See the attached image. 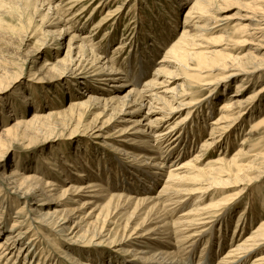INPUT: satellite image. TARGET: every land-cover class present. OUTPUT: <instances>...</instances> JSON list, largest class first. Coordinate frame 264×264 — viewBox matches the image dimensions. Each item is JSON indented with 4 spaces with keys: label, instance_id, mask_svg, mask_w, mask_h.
<instances>
[{
    "label": "bare ground",
    "instance_id": "obj_1",
    "mask_svg": "<svg viewBox=\"0 0 264 264\" xmlns=\"http://www.w3.org/2000/svg\"><path fill=\"white\" fill-rule=\"evenodd\" d=\"M93 1L71 0L67 2V10L63 12L58 2L50 0L32 2L33 6L36 3L37 11L42 10L34 14L37 13L35 14L36 22L44 32L31 48L32 55L28 60L30 66H26L30 70L29 79L38 83H50L52 79H44L49 71L58 69L51 75L60 76L58 72H63L69 67L73 77L77 78L71 84L73 87L69 92L72 99L66 108V110L70 109L71 112L68 111L72 114L80 109L90 111L91 108L98 107L96 104L100 100L109 106L118 101L120 110L124 107L123 111H118V114L120 112L124 114L118 121L130 122L142 105L150 100L148 111H158V115L153 119H148V116L143 117L148 119L143 125L145 126L144 131L139 127L137 129L134 127L140 124L141 119L134 120V126L131 129L135 128V130L131 133L126 128L117 130L114 128L111 132V128L108 127L109 119H99V115L86 124H81L79 119L71 116L70 118L67 115L69 121L66 123L70 124L67 128H71L67 133H74L73 135L91 133L85 135L89 139L91 136L100 138L101 144H99L104 147L100 149L105 153L113 149L126 148L124 151L126 157H119L116 165L125 166V172L136 178L146 179L139 192L151 189L150 183L158 184L162 180L161 187L156 195L135 197L125 194L124 190L119 191L117 187L119 179L113 182L109 175L104 178L106 183L98 178L83 182V179L88 177L89 170L85 168L78 170L76 167L80 161L69 160L66 156H62L61 163L55 158L42 156L36 159L32 167H20V169L14 167L10 171L6 170L0 175V184H7L8 187L16 189L17 196L14 201L19 203V206L15 209L14 219L10 222L8 232L4 230L6 218L4 211H8V206L2 205L3 212L0 211V264H48L52 261L62 264L57 257L67 259L69 264H104V262L105 264H188L187 258L190 255L194 264H206V262L210 264L220 252L221 255L217 257L215 264H264V218L243 235V232L250 227L249 224L254 223L257 218L258 208L262 207L264 210V200H261L264 198V192H261V188L247 191L253 180H260L264 177V135H256L257 130L264 126V100L259 102L264 92V84L258 89H253L255 81L252 77L255 72H264V0H245L243 12L238 18L247 22L235 23L231 29L225 28L230 17L212 19L209 26L197 24L207 16L211 9L216 8L217 10L216 5L219 2L227 0H194L182 21L183 26L179 36L170 42L161 59L156 61L160 65L154 66L151 77L144 79L141 84L139 83L140 85H132L123 97L119 98L115 94L120 87H115L107 81L115 83L119 79L124 84L129 81L121 76L119 71H116L119 68L113 69L112 64L109 63L114 61L113 57H110L111 59L106 63V60L97 55L95 49H99V45H96L91 37L97 35L99 30L97 28L101 26L103 28V25L112 20L114 16L120 17L121 5L114 6L113 9H105V15L96 23H92L93 28L90 34L80 36V34L72 33L70 37H67L71 27L74 28L71 23L69 24V19L73 20V16L78 19L80 15L85 17L89 11L87 8L92 6ZM109 1H106V4ZM128 1H133L130 8V13H133L132 17L137 15L136 17L141 18V12H137L139 1ZM6 2L7 0H0V31H3L4 16L8 15L9 9H5L4 6ZM176 2L172 10H175L174 13L188 1L176 0ZM101 7L100 1L96 2L86 19L93 21ZM65 15L69 17L65 18ZM114 20L112 27L116 23ZM171 21L169 19L166 26L174 32L175 24ZM36 26L37 24L34 25ZM32 30V34L29 35L25 28L24 33L27 35H24L23 39L29 40L34 37L36 29ZM206 30L214 33L211 41L212 48L202 45V42H197L202 34L199 31L206 32ZM65 38H68L65 55L57 59L55 63H48V60L40 63L39 71L41 72L38 75L35 69L39 64L41 49L54 48V53H57ZM123 39L125 35L113 46L115 54L117 50L124 48ZM242 47L244 48L241 49ZM171 65H176L184 81L180 85L179 94L167 98L159 94L158 90L165 86L162 90L167 92V86L172 81V74L177 75L168 70L167 67ZM142 73L140 72V75ZM237 77L239 78L234 88H231L228 81ZM13 81L9 80L10 83L6 82L8 84L5 86L0 85V89L6 90L11 83L13 87V83L17 80ZM223 83L229 88L224 89L220 98L218 113L208 121L207 136L199 142V148L188 159L183 160L189 145V141L186 144L183 142L184 134H186L183 129L186 127L185 124L194 123L193 117L199 115L204 100H207L213 90ZM101 84H107L108 87L114 86V89H107ZM80 85H84L83 87L89 88L90 91L85 93L86 90H84L82 93V96L87 97L86 100L77 101V97L81 94L78 90ZM73 90L74 93H72ZM97 90L101 93H108L110 96L102 99L92 94L98 92ZM204 91L207 92L206 95H203ZM17 96H20L22 101L27 98L21 89H18ZM33 100L35 101V98ZM153 102H155L154 105H152ZM53 104L55 103L52 102ZM204 105L207 106L206 103ZM11 107L9 106L10 109ZM12 109L14 110V107ZM12 109L8 110L7 114L2 113L4 116L2 123L5 125L0 132V168L5 153L4 148L9 138L29 137L30 131L38 128L34 125L38 119H42V125L46 126L47 121L44 120L49 118L52 120L60 111L51 108L43 113L35 111L30 118H17L14 117L17 111L13 112ZM207 110L206 113L200 115L203 124L197 125L198 128L194 126L198 129L196 138H192L194 143L198 140L197 138L201 137L200 132L204 131L207 126L204 121L214 113L212 99L209 100ZM69 112L67 114H70ZM64 113L67 117L66 112ZM260 113L261 115L257 116ZM61 116L58 115V117ZM173 118L175 121L172 122ZM250 119L252 121H250L249 130L243 133L238 146L234 148L230 156H227V150L241 134L243 123ZM160 125H166V129L164 127L160 129ZM199 127L203 130L201 131ZM145 130H149L146 140L129 137V134H145ZM60 134L63 133L59 131L57 135L52 136L58 138ZM49 139L45 138L41 142ZM194 143L190 144L189 149L191 145L194 146ZM133 144L145 146L146 152H143V149L136 152ZM109 145L113 147L110 151L106 149ZM114 145H121V147L114 148ZM217 150L218 157L209 159ZM172 155L174 157L170 160ZM167 161L171 162L167 164ZM83 165L87 166L83 162L80 167ZM23 169L31 171L25 173ZM53 170H56L55 173ZM191 172L196 173L195 176L199 178V181L192 183L190 188H179L181 183L193 177ZM61 175L64 177L61 178ZM129 183L121 188H126L128 192L137 190L136 187L135 189L130 187ZM246 194L248 198L243 202L242 199ZM2 196L4 195L0 190L1 204ZM208 197L212 200L204 203ZM178 206L179 210H177ZM134 219L139 221L132 232L127 233L126 229ZM94 222L101 224L96 225ZM216 226H218V231L215 230ZM229 227H232L230 238L226 236ZM216 232L218 239H216L217 235L215 236ZM57 235H60L61 247L51 248V246H56L57 242L47 247L41 245L43 241L39 239V236L42 240L43 237L45 240V237L51 236L57 241ZM201 241L204 242L203 246L199 252H196ZM208 242H211L210 245ZM109 243L114 245H109L108 252L107 249L97 248ZM83 245L96 246V248ZM163 246H168L169 249L163 250ZM225 246L227 249L222 253L221 250ZM143 248L152 249V252ZM16 249L17 254H15ZM111 251L124 253V256L119 259ZM21 252L23 253L20 254ZM81 254L84 259L79 256ZM203 261L206 262L203 263Z\"/></svg>",
    "mask_w": 264,
    "mask_h": 264
},
{
    "label": "rangeland",
    "instance_id": "obj_2",
    "mask_svg": "<svg viewBox=\"0 0 264 264\" xmlns=\"http://www.w3.org/2000/svg\"><path fill=\"white\" fill-rule=\"evenodd\" d=\"M50 1L55 2V3L58 2V4L60 5V10H61V12H63L65 10H67L68 3L71 0L70 1L69 0H58V1L57 0H50ZM98 1H100V4L102 7L99 10L97 17H94L93 21L92 20L90 21V19L87 20L86 19L87 15L93 9L94 4ZM106 1H108V0H94L92 3V6L87 8L89 10L87 12V15L85 17H83V16L81 17V15H80L78 17L79 21H77L78 19L75 18L76 16L75 17L73 16L74 21L72 20V18H71V20L69 19V21H70L69 24L71 23L74 28L71 27L72 30L70 29V33L67 35V37H70V35L72 33L80 34V36H82V34H90L92 32L91 30L93 28L92 25L94 23H96L103 15H105L106 10L108 8L113 9L116 6H118L119 4L121 5L120 15H119L120 17L118 18L117 17L118 15H116L113 18L116 20V21L114 20L116 22L114 24V26L112 27L113 19L110 21H107L103 25V28H102V26L100 28H97V30L99 29L97 32V35L91 37V39H93V42L96 43V45H99L98 46L99 49H95L97 55L100 56V58L106 60L107 61L106 63H108V61L113 57L114 58V61H112L113 63L112 62H109V63L112 64L111 66L113 67L114 70L119 68L120 70L117 69L116 71H119V74L121 76H124L129 81L128 83H125V84L122 80H119V79L115 83L113 81L112 82L107 81L108 83H110L111 85H114L115 87H120L119 91L116 92V94H115L117 96V98H119V97H123V95L130 89V87L132 85L133 86L140 85L144 81V79L151 77V74L155 69L154 66H157V64H159L156 61L161 59V57L164 54V51L170 45V42L176 40L177 37L179 36L181 28L183 26L182 21L185 17V14H186L188 8L192 5L194 0H187L188 2L185 3V5L182 8H179L178 9L179 11L176 10L177 12H175V13H174L175 10L174 11H172V10L174 8L173 5H175L177 3L176 0H138L139 3H138V11L137 12L138 13L141 12V16H142L141 18L136 17L137 15H135V17H132L133 13H130V11H131L130 8L132 6L133 1L130 2L128 0H125V1L119 0L116 2L115 0H112V1L110 0L111 3L109 1V2H107V4H106ZM32 2H34V0H7V2L4 5L5 9H7V10L9 9V10H8V15L4 16L5 22L3 25V31L2 30L0 31V85L5 86L8 84L6 82H9V80H10V82H12L13 79H15L17 81L16 82H14L15 80L13 81L14 82L13 87H12V83H11L9 88H7L6 90L0 89V125H1L0 126V132L5 125L2 123V118L4 119V116L2 113H5V114L9 113L8 110H11L13 107H14V110L12 109L13 112L17 111V113L14 115V117H17V118H19V117L30 118V116L35 111L43 113V112H46L47 110L52 108V109L60 110L62 112L63 111L66 112V116L68 115L69 117L71 116L72 118L79 119V121H80L79 123H81V124L88 123L90 120L95 118L97 115H99V119H102V120H104V119L108 120L109 119L110 125L108 127L111 128L110 129L111 132H113L112 129H114V128L116 130L126 128L127 130L129 129L130 133H131L132 131L135 130V128L131 129V127L134 126L133 125L134 120L136 121L139 119H141L140 124H138L134 127H136V129L139 127L140 130L145 129V126H143L144 123L148 119H153L154 116L158 115V113H157L158 111H155V110L150 111V112L148 111L150 100L146 101L142 105V107L138 110V112L134 114V117L131 118L130 122H119L118 121L120 119V116L124 115L122 112H120V114H118L119 113L118 111H123V108H124L123 107L120 110V108H119L120 103H118V101L110 104V106H109L108 104L105 105L103 100H100L99 103L96 104L98 107L91 108L92 110H90V111H84V109H80V111L77 112L75 110L76 112H74L72 114V113H70L71 110L70 109L66 110V108H67V105L69 104V101L72 99V97H70L71 93L69 92L70 89L73 87V85H71V84L73 83V80L77 79V78L73 77L72 71L69 70V67L65 68L67 70H65L63 72L59 71L58 73L60 74V76L51 75V74L55 73L58 69L49 71V73L47 74L46 77L43 76V78L45 77L44 79H50V80L52 79L51 80L52 83L51 82L50 83H45V82L44 83H38V82H35V81H32L29 79L28 75L30 74V70L28 67L30 66V63L28 62V60L30 59V57L32 55L31 48H32V46H34V43L36 42V40L38 38L40 39V37H42V32H44V30H42L41 26L38 27V23L36 22L37 17L35 15L39 11H42V10L37 11L36 9H38V7L36 6V3H35V6H33ZM60 2H62V3H60ZM245 2H246L245 0H235V1L234 0H227L225 2H219V4L216 5L218 7V9L217 10H216V8H215V10L211 9V11H209L207 13V16L204 17L201 21L197 22V24H199L201 26H209V23L213 21L212 19H222V18H226V17H230V19L227 20V21H229V23H227V25L225 26V28H227V29H231L233 27V25L235 23H238V22L246 23L247 21H243V20H240L238 18L239 14L241 12H243L242 9L244 8ZM78 10H80V8ZM36 11H37V13L34 14V12H36ZM74 12L75 11L73 10V13ZM64 13L67 14L68 12H64ZM64 17L68 18L69 15H65ZM30 18H31V20H30ZM141 19H142V21H141ZM169 19H170V21L172 20L171 22H173V24H175L176 29L174 30V32L166 26V22ZM5 23L7 25H5ZM35 24H37L36 27H34ZM114 27H115V29H113ZM25 28H27V31H28L27 33H29V35L32 34V31H33L32 29H36L35 34H34L35 36L31 37L29 40L23 39L24 35H27V33H24ZM156 31H157V33H156ZM199 33H202V34L200 35V38H199L200 40H197V42H202V45L211 47V41L213 39L214 33L209 32L207 30H206V32L199 31ZM123 35H125V39H123L124 48L122 50H117V52L115 54V50H113V46L121 40V37ZM99 37H100V39H99ZM67 39L68 38H65V40H63L62 45L58 49L57 53H54V50H55L54 48L46 49V47H45V48L41 49L39 64L36 65V69H35V71H37L38 75L41 72V71H39L40 63H43L45 60H48V63H55L57 59L62 58L65 55V52L67 49V47H66ZM130 40H131V42H130ZM154 40H156V41L154 42ZM152 45H154V46H152ZM150 47H153V48L151 49ZM243 48L244 47H242L241 49H243ZM241 49H239V50H241ZM241 51H243V50H241ZM137 59L140 60L141 62L138 61ZM26 66H28V67H26ZM108 66H110V64ZM65 67H67V66H65ZM167 68L169 71L177 74V75L172 74V76H171L172 81L167 86V89H168L167 92H164L162 90V89H164L165 86L159 88V90H158L159 94L168 98V97H171V95L179 94L180 89H181L180 85L183 84L184 79L182 78V74L180 73V70L178 68H176V65H171L170 67H167ZM140 72L141 73L143 72L144 74L142 73L140 75ZM190 72H192V71H190ZM50 76H52V77L50 78ZM195 77L196 76H194V78ZM252 77L254 79L253 81H255V83L253 85L254 86L253 89H258L261 85L264 84V72H255L252 74ZM238 78L239 77H237L236 79H233L231 81H228L231 88H234V85L237 82ZM101 85L103 87L105 86L107 89H110V90L114 89V86L108 87L107 84L106 85L101 84ZM83 86L84 85H80V87L78 89L79 93L81 92V94L79 95V97H77V101L87 99L86 96H84V95L82 96V93L84 92V90H86L85 93H88L90 90H89V88L87 89V88H84ZM227 88H229V86H225L223 83V85L221 84V85H219V87H217L215 90H213V92L210 94V96H208V99H207L208 101L204 100L203 107L201 106V109L199 111V115H198L199 117L196 115L193 117V120H194L193 124L194 125L191 124L190 122L185 124L186 127H184L183 129L185 130V133H186L184 135H185V137L186 136L187 137L186 138L183 137V142H184V144H186V142L189 141V145L187 147V154L188 155L184 154L185 156H184L183 160L188 159L199 148V146H200L199 142L204 137L207 136V134H208L207 127H209L208 121H210L211 118L214 117L218 113L217 109L219 106L218 104L221 101L220 98L224 93V89H227ZM18 89H21L27 95V98L25 101H22L21 97L17 96ZM60 89H61V91H60ZM249 91H250V89H249ZM72 93H74V90ZM202 93H203V95H206L207 92L204 91ZM92 94H94L95 96L100 97L102 99H104V98L106 99L107 97L110 96V94H108V93H103V92L101 93L100 90L98 92H94ZM198 95H202V94H198ZM34 98H35V101L33 100ZM211 99H212V103H213L214 113L211 116H208L205 121L202 118V120L205 122V124L207 126L204 128V131H202L203 130L202 127H199V128H201L202 132H200V133H202V135H201V137L197 138L198 140L194 143L193 139L196 138V135L198 133V131H197L198 129H196V127H197V125L201 126L200 123L203 124V122H201V116L200 115L202 113H206V110L209 107V100H211ZM259 99H260L259 102L264 100V92L262 93V95L260 96ZM169 100H170V98H169ZM52 102H54L55 104L52 105ZM57 102H59V104ZM40 103H41V105H40ZM154 103L155 102H153L152 105H154ZM205 103L207 104V106L204 105ZM7 104H8V106H7ZM261 104H262V102H261ZM9 106H12L11 109L9 108ZM68 110H70V112ZM202 110H204V111H202ZM60 111L58 114H56L55 118H53L52 120H51V118L44 120L45 122L47 121L46 126L42 125V119H38L39 122L37 121L34 124L38 128H36V130L35 129L31 130L30 131L31 135L29 137H24V138L16 137L15 139H10V138L8 139L9 142L6 143V146H5L6 148H4L5 153H4V156L2 157L3 160H2V167L0 168V175H1V173L6 172V170L7 171L12 170L14 167H16L18 169H20V167H32L34 165L36 159H39L42 156H45L47 158H50V157L55 158V160H57V162H59V163H61V161H62V156H66V157H69L68 158L69 160L75 159L74 160L75 162L80 161L78 163L79 165H77L78 167H76V168H78V170H84V168L89 170V175L87 178L83 179V182H86L92 178L93 179L98 178L103 183H106L105 182L106 180L104 178L107 175H109V177L112 178L113 182H115L117 179H119L117 182V187H118L119 191L124 190L125 194H130L131 196L139 197V196L156 195L158 193V190L160 189L161 184H162V180L158 184L150 183L152 185L153 189L151 188V189H148L147 191L144 190V191L139 192V190H142L143 182L146 179H142L144 177H142L141 179L136 178L132 174L125 172V169H126L125 166L121 167V166H119V164L116 165V163H117L116 160L119 157H121V158L126 157L124 154V151L126 150V148L125 149L122 148L119 150L113 149V151H110V149H112L113 147H111V145H109L106 147V149L107 150L109 149L110 152L105 153V152H103L102 149H100V147L104 148L103 145H100L101 144L100 138H93V136H91V139H89V138H87V135H85V134H91V133H84V134L80 133V134H75V135H73L74 133L68 134L67 132L70 131V129H71V128L70 129L67 128L70 126V124L66 123L67 121H69V119H68L69 117L68 116L65 117V113L63 112V114H62V112L60 113ZM67 111L70 114H67L68 113ZM20 112H21V114H20ZM79 112H81V113L78 114ZM58 115L59 116L62 115V116L58 117ZM182 115H184V113ZM259 115H261V113L258 114L257 116H259ZM144 116H148V119L143 118ZM174 118L172 119V122H173V120L175 121ZM56 119H57V121H56ZM252 119H255V118H252ZM252 119L243 123L244 125H243V127H241V132H240L241 134H239L238 138L236 137V141L234 142V144L233 145L231 144V147L229 148V150H227V153H228L227 156H230L232 154V152L234 151V148L236 146H238V141L240 140V137L243 136V133H245L249 130V127H250L249 124H250V121H252ZM13 121H14V119L11 121V123ZM53 121H55V122H53ZM194 126H196V127H194ZM163 127L166 129V125H162V126L160 125V129H164ZM63 128H65V130ZM59 131H61V133H63V134H60L59 136H57L58 138H56L55 136H52L53 134L57 135L59 133ZM146 131L147 130H145V132H144L145 134H143V133L129 134V137L133 136V138H135L136 140H146V139H148V136L146 134L149 132V130L147 132ZM52 132H53V134L49 135ZM56 132H58V133H56ZM70 135H72V136H70ZM126 135H128V134H126ZM256 135H258V136L264 135V126L261 129L259 128L257 130ZM29 138H30V140H29ZM45 138H50V139L46 140L45 142L42 143L41 140H43ZM104 139H106V138H104ZM191 143L192 144L194 143V146L191 145V148L189 149ZM114 146H115L114 148H117L118 146H119V148L121 147V145H118V146L114 145ZM133 146H135L136 152H139L140 150L142 151V149L144 150L143 152H146L145 146H139V145H134V144H133ZM188 151H190V152H188ZM173 157L174 156L172 155L170 157L171 159L168 158V160L169 159L172 160ZM216 157H218V150L215 151V154H212V156L209 157V159H213ZM83 162H85L87 164V166L83 165V167H80V165H82ZM169 162H171V161H167L166 163L168 164ZM45 167H46V165H45ZM22 171H25V173H26V172H29L31 170L30 169H27V170L23 169ZM55 171L56 170H53L54 173H55ZM191 173L193 174V177H191V179H189L188 181L181 183L179 185V188H181V189L190 188L192 186L191 185L192 183H196L197 181H199V178L195 176L196 173L195 172H191ZM60 177L63 178L64 176L61 175ZM128 183H129L130 187H132L133 189H135V187H136L137 190H134V192H133V190L128 192V190H126V188H124V189L121 188V186L122 187L126 186ZM258 188H261L262 193L264 192V177L263 178L261 177L260 180H253L251 182L249 188L247 189V191H253V190H256ZM229 189H232V188H229ZM0 190L3 192V195H4L1 197L2 204L0 203L1 204L0 205V211L3 212L2 205H5L4 207L8 206V209H7L8 211H4V215H6L5 222H4V230H5V232H8L10 222L12 219H14L15 209L19 206V203L14 201V198L17 196L16 192H15L16 189H14L12 187H8L7 184H0ZM247 198H248V195L246 194L245 197L242 199V201L243 200L245 201ZM211 200L212 199L208 197V198H206V200H204L205 201L204 203H207ZM261 200L263 201L264 198H262ZM179 209L180 208L178 206L177 210H179ZM258 209H259V211L257 214V218H255L254 223L249 224L250 227L248 228L247 231L243 232V235L246 232L250 231L260 219L264 218V210H262V207H259ZM4 210H6V209H4ZM130 211H131V209H130ZM5 212H7V213H5ZM234 216H235V214L233 215V218H234ZM219 219H217V221H220ZM138 221H139L138 219H134L133 222H130L127 229H126V232L127 233L132 232L133 228L136 226ZM94 223L96 225L101 224V223H96V222H94ZM130 225H131V228H130ZM230 226H232V225H230ZM92 227H93V225H92ZM217 228H218V226L215 227L216 231H218ZM231 229H232V227L231 228L229 227L226 231V236L228 235L227 237H229V238L232 235ZM118 233H120V232L118 231ZM110 234H112V233H110ZM216 235H217V232H216L215 236ZM108 236L109 235H107V238L110 239ZM57 237H56L57 241H55L54 237H51V236L45 237V240H44V237L42 240V238L39 236V239L41 241H43L41 245L42 246L44 245L45 247H47V245L51 246L53 242H55V243L57 242L56 246H53V247L51 246L52 249H55L54 247H58V248L61 247V244H59L60 243L59 242L60 241L59 240L60 235H57ZM217 237H218V235L216 236V239H218ZM203 243L204 242L201 241L198 248L196 249L197 250L196 252L200 251L201 247L203 246ZM210 243L211 242H208V245H210ZM109 245H114V244H110V243L107 245L104 244L103 246L97 247V248L100 250L107 249V252H108ZM226 246L223 250H221L222 253H224L225 249H227ZM84 247L96 248V246H90V245L84 246ZM215 248H216V245H215ZM143 249L147 250L149 252L150 251L152 252V249H147V248H143ZM162 249L167 250V249H169V247L163 246ZM213 249H214V247H213ZM112 250H115V249H112ZM17 251L18 250L16 249L15 254H17ZM22 253L23 252H21L20 254H22ZM111 253L114 255H117V258H119V259H121V257L124 256V253L119 254L115 251H113V252L111 251ZM196 255H198V253ZM220 255H221V252L219 253V255L215 256V258L211 261L210 264H215L217 261L216 260L217 257ZM79 256L83 257V259H84V256L82 254ZM57 259H60V262L62 264H69L67 259L64 260L65 258H62V257L58 258L57 257ZM191 259H192V256L191 255L188 256V258H187L188 264H194L195 263L193 261V259L192 260ZM204 262H206V261H203V263ZM107 263H108V261H107ZM48 264H56V263L52 261V263L49 262ZM104 264H105V262H104ZM206 264H208V262H206Z\"/></svg>",
    "mask_w": 264,
    "mask_h": 264
}]
</instances>
